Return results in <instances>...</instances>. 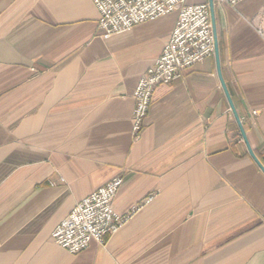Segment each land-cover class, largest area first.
<instances>
[{
  "label": "crops",
  "instance_id": "obj_1",
  "mask_svg": "<svg viewBox=\"0 0 264 264\" xmlns=\"http://www.w3.org/2000/svg\"><path fill=\"white\" fill-rule=\"evenodd\" d=\"M214 16L264 166V0H214ZM176 20L105 36L91 0H0V264H264V173L215 55L155 89L134 139L136 86ZM117 177L119 215L155 198L102 244L58 247L75 205Z\"/></svg>",
  "mask_w": 264,
  "mask_h": 264
},
{
  "label": "built area",
  "instance_id": "obj_2",
  "mask_svg": "<svg viewBox=\"0 0 264 264\" xmlns=\"http://www.w3.org/2000/svg\"><path fill=\"white\" fill-rule=\"evenodd\" d=\"M100 14L99 26L105 36L176 12L177 20L162 55L140 77L134 92L132 131L139 140L150 111L155 89L170 85L184 70L215 55V36L209 4L188 5L187 0H91ZM236 5L239 0H218ZM262 33V32H261ZM123 185L117 177L77 203L52 234L53 242L70 254H78L92 242L102 244L116 234L149 197L126 215L115 211L114 202Z\"/></svg>",
  "mask_w": 264,
  "mask_h": 264
},
{
  "label": "water",
  "instance_id": "obj_3",
  "mask_svg": "<svg viewBox=\"0 0 264 264\" xmlns=\"http://www.w3.org/2000/svg\"><path fill=\"white\" fill-rule=\"evenodd\" d=\"M210 1V11H211V20H212V25H213V32H214V36H215V57H216V60H217V69H218V75L220 77V81L222 83V87H223V90L225 92V95L228 99V102L230 104V108H231V111H232V114L234 115L239 127H240V130H241V135L247 145V148H248V152L250 154V156L252 157V159L256 162V164L260 167V169L263 171L264 173V166L261 164V162L258 160V158L256 157V155L254 154L249 142H248V139L246 137V134H245V131L241 125V122H240V119L236 113V110H235V107H234V104L232 102V99L228 93V90L226 88V85L224 83V80L222 78V73H221V66H220V59H219V46H218V39H217V31H216V23H215V16H214V0H209Z\"/></svg>",
  "mask_w": 264,
  "mask_h": 264
}]
</instances>
